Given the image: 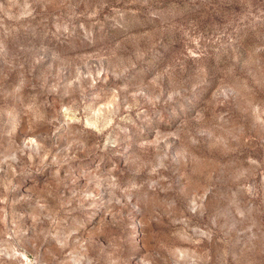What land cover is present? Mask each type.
I'll use <instances>...</instances> for the list:
<instances>
[{
    "label": "rangeland",
    "instance_id": "1",
    "mask_svg": "<svg viewBox=\"0 0 264 264\" xmlns=\"http://www.w3.org/2000/svg\"><path fill=\"white\" fill-rule=\"evenodd\" d=\"M0 264H264V0H0Z\"/></svg>",
    "mask_w": 264,
    "mask_h": 264
}]
</instances>
